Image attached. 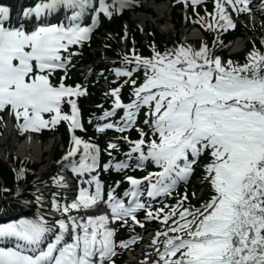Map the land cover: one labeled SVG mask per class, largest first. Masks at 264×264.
Segmentation results:
<instances>
[{
    "label": "snow or ice",
    "instance_id": "obj_1",
    "mask_svg": "<svg viewBox=\"0 0 264 264\" xmlns=\"http://www.w3.org/2000/svg\"><path fill=\"white\" fill-rule=\"evenodd\" d=\"M247 4L248 0H217L219 20L214 18L215 23L220 28L231 27L225 6L244 12L250 11ZM98 5L94 8L93 0H39L22 10L15 26H6L10 9L0 6V110L10 107L18 121L23 119L20 128L37 131L61 120L69 121L72 129L81 127L76 102L70 99L82 94L80 86L61 83L57 87L49 76L70 62L72 54L65 57L63 52L88 39L92 28L81 23L87 12L112 15L113 5L105 0H98ZM60 12L63 20L53 23L48 19ZM28 23H32L31 30L25 27ZM128 63L144 70V82L134 88V99L128 104L120 101L119 88L112 90L116 97L113 109L102 119L120 108L125 113L120 122L104 127L125 131L135 124L139 110L148 107L150 119L145 123L154 138L146 142L141 130V138L130 142L134 146L127 155L132 159L137 154V167L151 161L159 170L143 181L127 177L131 185L123 194L129 198L127 205L109 192L110 213L71 215L73 210L87 211L105 203L99 179L92 175L98 167L99 149L73 135L64 159L73 172L90 175L84 181L89 188L81 187L78 197L62 208L54 201L53 206L66 218L53 223L43 215L0 222V241L13 242L11 247L0 246V264H105L116 247L110 220L126 224L131 218L138 223L135 213L150 207L141 202L144 191L149 198L170 194L207 150L212 160L205 166V179L213 195L199 208L183 207L181 200L177 208L182 210L173 208L163 216L165 224L172 219L174 226L157 231L152 240L163 247L157 249V264H264V54L253 51L243 65L228 61L225 66L206 46L199 50L182 47L156 53L151 59L134 56ZM132 71L117 70V74L131 76ZM65 98H69L71 115L61 111ZM45 113L53 114L51 120L43 118ZM116 147L109 144L111 149ZM115 166L123 169L129 164ZM57 183L66 186L63 178ZM93 185L94 192L90 191ZM163 211L153 216L149 210L146 215L158 218ZM177 215L179 221L173 219ZM121 246L127 247L123 242Z\"/></svg>",
    "mask_w": 264,
    "mask_h": 264
},
{
    "label": "rangeland",
    "instance_id": "obj_2",
    "mask_svg": "<svg viewBox=\"0 0 264 264\" xmlns=\"http://www.w3.org/2000/svg\"><path fill=\"white\" fill-rule=\"evenodd\" d=\"M161 5H168V2H160L159 4H154V2L152 1V0H150L149 2H148V4H147V6L149 7V8H152L153 9V11L152 12H154L155 13V15L153 16V15H151V14H147V13H142V12H140V13H135L134 15H133V17L135 18V19H142V17H146L147 19H148V22H147V25H149V26H152L153 28H155V29H158L160 32H162V33H164L165 35H167V36H173L174 34H175V31H174V27H173V23H171V21H170V9H169V14L168 15H166L164 18H160L159 17V13L157 12V7H159V6H161ZM161 19V20H160ZM165 25H168V26H170L171 27V29H169L168 31H165L164 29H163V27L165 26ZM173 27V28H172ZM185 30H188V28H186V27H183L182 29H181V31L184 33V31ZM188 37H192V36H188ZM247 40V39H246ZM241 42V43H244V41H245V38H238V39H236L235 41H234V43H233V46H231V52H234V51H237L238 49H235V46H236V42ZM240 43V44H241ZM242 48V47H241ZM55 140H57V143L55 144V146L54 145H52V144H54V142H55ZM59 140H60V137H59V135H55L54 137H51L50 138V140H48L46 143H44L43 144V146H44V148H43V151L44 150H46L47 149V151H45V155H43L44 156V158H43V161H44V163H41V165H40V167L38 168V171L40 172V170L42 169V167H44V166H46L49 162H52L53 163V161H52V155H53V151H54V149H55V147H56V145L59 143ZM6 145L7 144H5V143H0V156L2 155L3 156V153H2V150L1 149H4L5 147H6ZM19 146H20V143H18V142H16V145H15V148H16V150H19ZM42 150V149H41ZM40 158L41 157H39V158H35V160L36 161H39L40 160ZM51 171V170H50ZM49 173V172H48ZM47 173V174H48ZM46 175V174H45ZM38 181H42V180H38ZM38 185H40V183H38Z\"/></svg>",
    "mask_w": 264,
    "mask_h": 264
},
{
    "label": "bare ground",
    "instance_id": "obj_3",
    "mask_svg": "<svg viewBox=\"0 0 264 264\" xmlns=\"http://www.w3.org/2000/svg\"><path fill=\"white\" fill-rule=\"evenodd\" d=\"M156 9H157V12L159 13V17L161 19L164 18L166 15L169 14V5H161V6L157 7ZM141 21L143 23L147 24L148 19L146 17H142ZM163 29L165 31H168L169 29H171V27L168 26V25H165L163 27ZM196 32H197L196 29H188V30H185L184 31V34H186L187 36L195 37L196 36ZM240 43H241L240 41L239 42L238 41L236 42L235 49H239L240 47H242L244 45V43H241V44ZM14 134H15V130L13 129L12 124L10 123L9 130H8L6 136L3 139L4 140V143H6L8 145V147L6 148L8 150H12L13 147H15L16 142H19L18 139L13 136ZM31 140L33 142H35V144L30 147L29 145H27L25 143H23V144L20 143L18 153L19 154H26L28 152H31V155L34 158H39V157L45 155V151H47V149L43 151L44 146L43 145H38L39 141L36 138H33ZM56 143H57V140H55L54 144H52V145L55 146ZM52 168H53V163L52 162H49L46 166L42 167V169L40 170V173L43 174V176H46L47 173L50 172V170ZM15 200L18 203H21L22 204V208L23 209H25V210L26 209H29V211H32L31 205L29 203H27V202H23L21 196H17L15 198ZM0 220H2V217H0Z\"/></svg>",
    "mask_w": 264,
    "mask_h": 264
},
{
    "label": "trees",
    "instance_id": "obj_4",
    "mask_svg": "<svg viewBox=\"0 0 264 264\" xmlns=\"http://www.w3.org/2000/svg\"><path fill=\"white\" fill-rule=\"evenodd\" d=\"M145 12H151V10L146 9ZM126 18L128 20H131V15L129 13H126L124 16L116 18L111 24H108L106 27L108 29H118L122 25V20ZM173 21L177 20V23H174L175 29L177 31V34L180 33V27H181V13L178 12L176 9L173 11ZM239 29L237 33H239ZM139 40H141V36L137 33L136 34ZM157 35L159 37V33L157 32ZM231 37V34L229 35ZM108 53L114 54L112 50H107ZM88 56L93 59L95 58V53L92 51L87 50ZM97 55H100V52H96ZM240 55V54H239ZM90 101H98L96 96H91ZM88 110L85 109V113H87ZM67 138L66 131L64 128H62V139L65 141ZM0 177L9 185L13 184V174L11 173V170L8 168V166L0 159Z\"/></svg>",
    "mask_w": 264,
    "mask_h": 264
}]
</instances>
